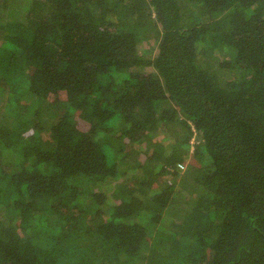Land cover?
I'll return each instance as SVG.
<instances>
[{
	"label": "trees",
	"instance_id": "obj_1",
	"mask_svg": "<svg viewBox=\"0 0 264 264\" xmlns=\"http://www.w3.org/2000/svg\"><path fill=\"white\" fill-rule=\"evenodd\" d=\"M0 264H264V0H0Z\"/></svg>",
	"mask_w": 264,
	"mask_h": 264
},
{
	"label": "rangeland",
	"instance_id": "obj_2",
	"mask_svg": "<svg viewBox=\"0 0 264 264\" xmlns=\"http://www.w3.org/2000/svg\"><path fill=\"white\" fill-rule=\"evenodd\" d=\"M195 142H196V140H195V138H193L191 143H193V145H194ZM193 147H194V146H192V148H193Z\"/></svg>",
	"mask_w": 264,
	"mask_h": 264
},
{
	"label": "built area",
	"instance_id": "obj_3",
	"mask_svg": "<svg viewBox=\"0 0 264 264\" xmlns=\"http://www.w3.org/2000/svg\"><path fill=\"white\" fill-rule=\"evenodd\" d=\"M179 165H180V167L184 168V164L180 163Z\"/></svg>",
	"mask_w": 264,
	"mask_h": 264
}]
</instances>
